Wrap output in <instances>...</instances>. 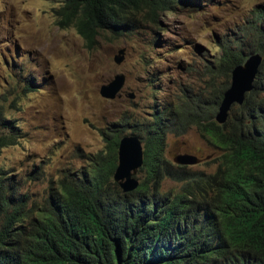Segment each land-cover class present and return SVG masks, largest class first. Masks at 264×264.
Masks as SVG:
<instances>
[{
  "label": "trees",
  "instance_id": "16d2710c",
  "mask_svg": "<svg viewBox=\"0 0 264 264\" xmlns=\"http://www.w3.org/2000/svg\"><path fill=\"white\" fill-rule=\"evenodd\" d=\"M58 2L56 26L74 28L88 51L101 34L124 36L137 22L158 26L160 15L191 3ZM254 16L244 35L252 37L248 52L243 43L224 40L220 54L203 62L201 87L183 88L145 117L110 124L101 133L104 149L66 171L42 204H30L0 171V264H264V8ZM252 53L263 55L253 89L219 125L214 118L231 71ZM128 128L144 141L139 172L145 177L123 193L113 174L119 137ZM192 128L222 151L213 173L164 159L167 135ZM16 130L0 117V154L15 144ZM166 180L181 187L165 189Z\"/></svg>",
  "mask_w": 264,
  "mask_h": 264
},
{
  "label": "rangeland",
  "instance_id": "374dc122",
  "mask_svg": "<svg viewBox=\"0 0 264 264\" xmlns=\"http://www.w3.org/2000/svg\"><path fill=\"white\" fill-rule=\"evenodd\" d=\"M58 1L0 0V117L17 129L15 144L0 154V171L30 204H42L66 171L103 150L101 133L110 124L145 117L183 88L201 87L203 62L220 54L224 40L243 43L248 52L246 24L264 8V0H190L160 15L158 26L137 22L124 36L101 34L88 51L74 28L56 26ZM119 49L125 53L117 65ZM118 74L125 77L119 98H102L100 87ZM221 153L192 128L167 135L164 159L176 165L177 155L190 154L199 162L188 169L213 173ZM144 177L138 171L136 178ZM165 185L181 187L170 180Z\"/></svg>",
  "mask_w": 264,
  "mask_h": 264
},
{
  "label": "water",
  "instance_id": "95a60500",
  "mask_svg": "<svg viewBox=\"0 0 264 264\" xmlns=\"http://www.w3.org/2000/svg\"><path fill=\"white\" fill-rule=\"evenodd\" d=\"M124 53L125 49L118 50L113 58L115 64L119 65L123 62ZM262 61V54L252 53L246 57L242 64L232 69L229 87L223 93L214 118L217 124L222 125L227 121L229 111L233 106H241L244 103L246 94L253 89ZM124 82V75H115L109 83L100 87L99 95L106 100L119 98ZM130 98H133V95H130ZM173 161L179 166H193L199 162V159L190 154H179ZM143 163L144 147L141 139L135 134L120 136L113 181L123 193H129L138 188L140 181L136 176Z\"/></svg>",
  "mask_w": 264,
  "mask_h": 264
},
{
  "label": "clouds",
  "instance_id": "9594fccd",
  "mask_svg": "<svg viewBox=\"0 0 264 264\" xmlns=\"http://www.w3.org/2000/svg\"><path fill=\"white\" fill-rule=\"evenodd\" d=\"M231 110V109H230ZM230 112V111H229ZM125 135V134H124ZM142 141V140H141ZM143 147H144V145H143ZM186 167H188V166H186Z\"/></svg>",
  "mask_w": 264,
  "mask_h": 264
}]
</instances>
